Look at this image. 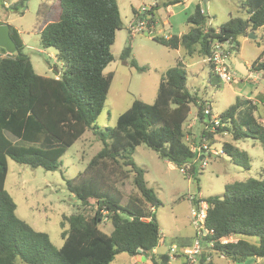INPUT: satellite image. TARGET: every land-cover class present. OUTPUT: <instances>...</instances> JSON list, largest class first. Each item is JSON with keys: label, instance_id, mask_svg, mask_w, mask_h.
<instances>
[{"label": "trees", "instance_id": "16d2710c", "mask_svg": "<svg viewBox=\"0 0 264 264\" xmlns=\"http://www.w3.org/2000/svg\"><path fill=\"white\" fill-rule=\"evenodd\" d=\"M28 1L18 0L11 8L17 12ZM45 1L52 4L42 5L37 12L39 41L43 49L55 50L62 64L61 75H37L23 54L18 31L10 25L9 34L17 50L7 54L1 49L5 54L0 55V264H110L121 253L135 257L140 251L154 264H165L167 253L154 250L161 245L169 248L187 244L160 235L153 213L160 202L132 155L136 147L144 145L161 160L184 168L185 174L192 176L194 169L186 166L196 159V153L185 141L189 133L184 125L194 106L196 119L203 125L199 138L209 140L206 127L213 128L214 122L212 112L204 113L209 108L207 101L189 91L186 73L176 65L160 74L152 104L135 99L117 117L113 128L96 127L113 78L111 72L103 71L113 61L111 47L121 29L117 0ZM184 1L168 0L164 6ZM241 7L246 19L230 17L215 29L196 5L187 19L190 26L186 34L153 40L206 61L216 44L238 49L239 37L264 29V0H243ZM52 11L54 15L47 21ZM130 56L128 43L120 60L140 69ZM207 65L212 70V64ZM249 73L264 78V49L250 64ZM208 79L212 84L210 76ZM260 104H264V93L255 101L236 98L216 116L215 133L230 138L220 143L221 155L246 171L250 158L233 143L257 140L264 156V127H259L254 118ZM88 130L102 140V147L82 172L66 180L67 190L80 207L63 218L61 226L67 224L68 228L61 233L62 246L56 248L48 234L36 231L16 215V204L4 188L7 160L32 169L60 170L61 157ZM129 178L137 197L123 196L118 189ZM203 199L208 204L206 226L212 231L205 240H215V249L235 263L251 260L250 264H264V176L226 184L221 196ZM104 220L111 224L109 234L101 229ZM228 237L237 241L219 244Z\"/></svg>", "mask_w": 264, "mask_h": 264}, {"label": "rangeland", "instance_id": "374dc122", "mask_svg": "<svg viewBox=\"0 0 264 264\" xmlns=\"http://www.w3.org/2000/svg\"><path fill=\"white\" fill-rule=\"evenodd\" d=\"M18 0H0V24L14 27L23 43V54L28 56L34 72L43 77H59L62 64L56 59V52L52 48L43 49L39 41L37 12L42 5L52 4L45 0H30L25 7L13 11L11 6ZM157 2L152 17L143 13L151 3ZM168 0H117L121 29L116 32L114 44L111 47L113 61L104 69L103 73H112L113 78L104 102V109L97 117L94 125L102 130L113 128L117 117L126 111L137 99L145 104H152L157 91L159 77L166 69L179 65L186 73V85L191 93L207 101L212 108V114H222L236 98L249 97L255 101L256 96L264 93V80L258 75L248 73L241 76L235 71L236 62L251 64L264 49V29L253 33L252 37H239L238 49H229L228 44L222 45L227 54V64L233 73V80L223 83L209 68L207 62L198 56L189 57L182 48L167 49L153 40V37H167L169 35L186 34L189 29L187 19L199 5L210 26L217 29L230 17L246 19L247 14L242 9L243 0H185L182 4L170 6L166 9L163 3ZM54 11L47 16L50 21ZM142 20L144 30L135 35L130 34L131 27ZM151 28L148 23H152ZM151 32V33H150ZM130 44L131 56L137 69L128 64H122L120 55L127 44ZM0 53L4 55L0 48ZM143 68V69H141ZM211 77L212 84L209 82ZM255 122L264 127V104H260L259 113H254ZM203 125L196 119V110L191 106L184 130L189 133L185 137L186 143L198 149L206 145L208 150L201 154L206 156V165L200 161H192L195 173L192 176L180 172V169L161 160L156 153L144 145L135 148L132 155L136 166L144 170V179L152 189L160 205L153 210L159 225L160 235L169 239H189L193 230L189 225L190 195L221 196L226 184L245 181L248 178L264 176V156L262 146L257 140L245 139L234 142V146L247 152L250 158L248 171L234 165L225 155H214L211 150H220L221 142L230 141L227 135L216 134L209 130L210 138L205 141L199 138ZM106 142L108 140L106 139ZM102 140L92 131H86L61 157L62 167L57 171H44L41 168L32 169L19 165L8 159V173L4 188L16 204V215L31 225L36 231L48 234L52 245L60 248L63 244L61 233L68 228L61 223L77 211L80 202L66 187V180L73 179L82 172L90 159L101 149ZM198 186V188H197ZM118 189L123 196H138L132 184L127 179ZM103 232L109 234L112 230L109 221L101 224ZM168 247L161 245L157 251L168 253ZM144 261V259H142ZM140 258L130 257L121 253L114 257L110 264H135ZM144 263V262H143ZM214 264H237L224 257L213 258Z\"/></svg>", "mask_w": 264, "mask_h": 264}, {"label": "built area", "instance_id": "2783aa9c", "mask_svg": "<svg viewBox=\"0 0 264 264\" xmlns=\"http://www.w3.org/2000/svg\"><path fill=\"white\" fill-rule=\"evenodd\" d=\"M151 8H143V13H146ZM144 22L142 20L137 21L135 27H131L130 34L133 36L140 31L144 30ZM151 33V32H150ZM207 62L212 64V70L214 74L222 81L223 83H229L233 80V73L230 71V68L227 64V55L224 54L222 45L216 44L213 48L212 54L209 58L206 59ZM237 73V72H236ZM211 112L210 107L206 108L204 113L208 115ZM211 119L214 122V127L218 125L216 116L211 114ZM214 127L212 128L213 130ZM192 150L196 153V161L202 162V165H206V156L201 154L202 151L208 150L206 145H200L198 149L193 148ZM210 153L216 155H221V149L211 150ZM180 172L185 174V169L181 168ZM189 201V225L193 230L192 240L188 245L179 246L177 244L171 245L168 249V260L165 264H208L213 262V258L224 257V255L217 249H215V240H205L207 237L212 236V231L206 226V217L208 204L201 196L190 195L188 198ZM148 220V219H146ZM236 238L228 237L222 239L219 244L225 245L227 243H235ZM140 258L141 262L135 264H154L150 256L143 254L141 251L136 255ZM225 258V257H224ZM144 259V261L142 260ZM144 262V263H143Z\"/></svg>", "mask_w": 264, "mask_h": 264}, {"label": "water", "instance_id": "95a60500", "mask_svg": "<svg viewBox=\"0 0 264 264\" xmlns=\"http://www.w3.org/2000/svg\"><path fill=\"white\" fill-rule=\"evenodd\" d=\"M9 25L0 24V48L4 49L7 54H14L17 50V47L14 41L11 39L9 34ZM253 33H248V37H252ZM235 71L241 76H246L248 74L249 69L245 67L244 64L236 62ZM251 260L246 261L245 263H237V264H250Z\"/></svg>", "mask_w": 264, "mask_h": 264}, {"label": "crops", "instance_id": "0c3cea01", "mask_svg": "<svg viewBox=\"0 0 264 264\" xmlns=\"http://www.w3.org/2000/svg\"><path fill=\"white\" fill-rule=\"evenodd\" d=\"M164 4H165V3H163V5H164ZM158 6H159V4H158L156 1H155L154 3H151V5L148 7V8H151V9H150L149 11H147L146 13L149 14V15L152 17V16H153V15H152V12H153L154 8H157ZM173 6H174V5H173ZM169 7H170V6H165L166 9H169ZM147 25H148L149 28H151V27L153 26V22H152V23H148ZM18 33H19V32H18ZM169 36H170V35H169ZM169 36H167V37H169ZM167 37H166V38H167ZM0 55H2V54L0 53ZM244 65H245V64H244ZM245 67L249 69V68H250V64H248V65L246 64ZM248 73H249V71H248ZM249 74H250V73H249ZM258 76H259V78H260L261 80H264L263 77H261L260 75H258ZM157 87H158V86H157ZM244 99H251V98H249V97H244ZM210 109H211V112H212V108H210ZM192 236H193V235H192ZM192 236H191L189 239H182V240L179 239V240L182 241L184 244H187V245H188V244L191 242V240H192ZM153 252L158 253L157 249L154 250Z\"/></svg>", "mask_w": 264, "mask_h": 264}]
</instances>
